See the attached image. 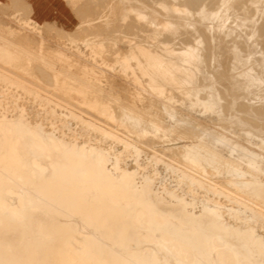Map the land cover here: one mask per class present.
Returning <instances> with one entry per match:
<instances>
[{"label":"rangeland","instance_id":"rangeland-1","mask_svg":"<svg viewBox=\"0 0 264 264\" xmlns=\"http://www.w3.org/2000/svg\"><path fill=\"white\" fill-rule=\"evenodd\" d=\"M146 1L68 0L79 22L78 27L71 32L38 25L23 3L19 1L12 4L0 3V20L2 21H0V30L3 31L0 32V53L13 57L17 61L13 60L11 64L0 57V97H2L0 98V117L7 112L10 115L15 113L13 109L11 110L14 106L16 109H26L25 118L30 124L38 121L37 114H39L44 122H52L60 132L66 130L67 141L76 140L79 143L97 145L106 152L108 154L106 166L109 170L108 173L99 160H89L84 156L76 155L71 152L67 144L60 148L56 147L53 145V140L39 136L35 131L17 125L15 122L0 128V162L2 164L0 176L8 172L4 164L23 163L25 166L20 167L18 172L24 177L27 176L25 178L30 189L38 192L36 194L41 197V201L37 202L32 191H21L18 186L14 187L15 192H18L12 195L6 193L3 187L0 189V200L12 205L19 215L24 216L21 219L16 218L8 211H2L0 205V264H38L39 262L43 264H130L132 259L138 264H158L160 261L163 264H218L217 248L213 241L215 239H219L225 246L232 249L234 264H264V209H261L264 208V129H262L264 115L261 118L260 113H257L260 111L264 114V58H261L264 57V0H254V2L253 0H224L223 2L221 0H179L180 2L160 0L161 3L155 2L158 0H151L159 6L152 5L149 0ZM163 1L166 5H177V11L175 6H168L165 10L166 5L162 3ZM134 2L137 3L136 6L131 4ZM140 2L145 3L143 5ZM170 2L172 4H169ZM199 7L202 8L198 9ZM212 7L215 11H212ZM187 8L191 9L190 12L186 11ZM202 9L204 11H201ZM220 9L222 12H219ZM242 10L245 12L242 13ZM196 11L200 15L195 13ZM150 13L153 15L151 16ZM202 13L207 15L206 18L202 16ZM171 14H174V17L178 16L179 22L173 15L171 17ZM194 17L200 20L197 21L198 19ZM158 19L166 20L159 22ZM181 20L185 21V25ZM193 21L197 22L196 26ZM165 23L170 26L167 24L163 26ZM174 24H176L175 27ZM208 26L210 27L207 28ZM194 27L197 28L194 29ZM200 29L203 31L201 32ZM8 30L13 32L10 33ZM191 30H194L197 35L190 33ZM204 31L209 35H206ZM15 33L21 35L15 36ZM166 34L168 35L165 36ZM187 34H191L189 36L192 39L194 36L197 38L193 39L195 41L190 40ZM198 34L203 40L199 39ZM169 35L176 37L172 36L174 39H171ZM10 37L12 40L9 39ZM183 38L185 42H182ZM198 39L199 42H197ZM205 40L209 41L205 42ZM169 44H175V46H168ZM179 44L185 48L187 46L189 50ZM208 44L213 45L209 47ZM176 46L183 47L184 50L181 48L179 50ZM242 47L245 50L243 53ZM134 51L136 56L133 54ZM226 52L234 56L228 57ZM192 53H197V61L190 64L185 59ZM43 56L48 57H44L43 60ZM50 58L54 59V62ZM69 61L71 66L67 65ZM210 61L215 62L209 64ZM248 65L250 66L247 67ZM189 66H192L194 71H188ZM143 67L148 69L145 70ZM227 68L232 71L228 72ZM173 71H175L174 74ZM10 75L14 78L11 79ZM249 78L257 80L258 85H250ZM24 80L26 87L23 85ZM33 88H37L35 92ZM174 88L175 91H173ZM233 89L237 92L234 93ZM158 92H161L159 96L156 95ZM224 95L228 98H224ZM235 96L242 100L237 101ZM151 105L160 109L155 110L153 109L155 107ZM88 106H97L100 109V115L107 123L101 120L94 122L91 112L82 111ZM8 107L11 108L8 109ZM245 107L249 110L247 111ZM106 110L109 115L105 113ZM45 128L46 131H51L47 126ZM107 128V131L114 133L105 134L104 130ZM56 137L62 138L60 133H56ZM125 142L139 148L138 156L131 146L125 145ZM116 157L119 158L122 169L134 170L135 174L128 177L127 174L117 173V178L110 175L116 172L114 168ZM50 162L54 163V166L49 165ZM187 162L194 165L196 169H189L186 166ZM222 164L223 166L220 167ZM192 174L199 180H203L205 185L192 184L187 178ZM210 174L213 175L212 178ZM129 181L133 182L131 188L127 185ZM209 181L212 186L208 184ZM113 186L120 188L122 193L115 194L112 190ZM220 187L221 190H219ZM125 199H128V203ZM138 207L146 209L149 213L148 228L141 227L132 221L131 214ZM209 207L215 208L216 212ZM25 210L28 213H25ZM169 212L176 217L172 219L167 217ZM218 214H222L231 226L221 222ZM156 215L161 218V222ZM176 220H180L182 224ZM79 223L84 224V232L80 231ZM146 232L154 234L166 232L178 238L189 246L196 261H188L186 254L181 250H176L174 253L166 252L162 242L144 240L141 233ZM166 244L170 242L167 241ZM75 255L77 260L73 261L72 257Z\"/></svg>","mask_w":264,"mask_h":264},{"label":"bare ground","instance_id":"bare-ground-1","mask_svg":"<svg viewBox=\"0 0 264 264\" xmlns=\"http://www.w3.org/2000/svg\"><path fill=\"white\" fill-rule=\"evenodd\" d=\"M146 1V0H145ZM162 1V0H161ZM164 1H168V0H164ZM162 2V3H166V2ZM171 2H172V0H170ZM179 1V0H178ZM184 1V0H183ZM222 2L224 1V0H221ZM250 1V0H249ZM256 1V0H255ZM95 2V1H94ZM147 2V1H146ZM149 2H152L151 0H149ZM155 2H157V3H159L160 2V0H158V1H155ZM169 3V4H172V3ZM180 2V1H179ZM178 2V3H179ZM199 2V1H198ZM218 2V1H217ZM236 2V1H235ZM234 2V3H235ZM253 2H254V0H253ZM124 3V2H123ZM141 4H143L144 5V3L145 2H140ZM161 3V2H160ZM183 4H186L185 2H182ZM182 3H180V4H182ZM200 3V2H199ZM221 3V2H220ZM220 3H218V5H220ZM248 3H250V2H248ZM105 4V3H104ZM131 4H135L134 6H136V4L137 3H131ZM130 4V5H131ZM140 4V5H141ZM154 4H156V3H153L152 2V5H154ZM168 4V3H167ZM173 4H174V2H173ZM182 4V5H183ZM188 4V3H187ZM100 5V4H99ZM122 5V4H121ZM148 6H149V4H147ZM151 4H150V6L151 7H154V6H152ZM157 6H159L158 4H156ZM166 5V4H165ZM189 5V4H188ZM188 5H186V6H188ZM190 5H191V2H190ZM189 5V6H190ZM222 5H223V3H222ZM221 5V6H222ZM234 6H235V4H233ZM237 5V4H236ZM246 5H247V3H246ZM251 5V4H250ZM252 5H254V4H252ZM78 6V5H77ZM93 6V5H92ZM139 6V5H138ZM167 6V7H166ZM165 6V10H166V8H168V6H172V5H166ZM175 6V7H174ZM176 6L177 5H173L172 7H174L175 8V10H176ZM179 6V5H178ZM184 6V5H183ZM188 6V7H189ZM194 6V5H193ZM193 6H191V7H193ZM201 6H203V4L201 5ZM233 6V7H234ZM239 6V5H238ZM244 6V5H243ZM17 7V6H16ZM88 7V6H87ZM91 7V6H90ZM89 7V8H90ZM104 7V6H103ZM129 7V6H128ZM146 7V6H145ZM162 7V6H161ZM190 7V8H191ZM249 7V6H248ZM14 8V7H13ZM84 8H85V6H84ZM162 8H164V7H162ZM162 8H160V9H162ZM177 8H179V7H177ZM181 8H183L182 6H181ZM180 8V9H181ZM184 8H186V7H184ZM195 8V6L193 7V9ZM200 8H202V7H199L198 9H200ZM210 8V7H209ZM214 8H215V6H214ZM227 8V7H226ZM226 8L224 9V11L226 10ZM250 8V7H249ZM260 8V7H259ZM81 9V8H80ZM154 9H155V7H154ZM157 9V8H156ZM172 9V8H171ZM180 9H178V10H180ZM235 9H237V7L235 8ZM251 9V8H250ZM76 10V9H75ZM92 10V9H91ZM148 10V11H147ZM146 11L147 12H149V9H147ZM165 10H163L165 13H167ZM168 10V9H167ZM182 10V9H181ZM189 10V11H188ZM190 10L191 9H186V11H188V12H190ZM206 10V9H205ZM211 10V9H210ZM222 10H223V8H222ZM230 10V9H229ZM240 10H241V8H240ZM260 10V9H259ZM78 11V10H77ZM86 11H88V9L86 10ZM162 11V12H163ZM177 11V10H176ZM185 11V10H184ZM195 11V10H194ZM200 11V10H199ZM201 11H204L203 9L201 10ZM212 11H215L214 9H213V7H212ZM211 11V12H212ZM218 11V10H217ZM221 11V9L219 10V12ZM232 11V10H231ZM243 11V10H242ZM255 11V10H254ZM253 11V12H254ZM92 12V11H91ZM153 12H155V11H153ZM161 12V13H162ZM163 12V13H164ZM182 12H183V10H182ZM206 12V11H205ZM209 12V11H208ZM208 12H207V14H208ZM222 12V11H221ZM237 12V11H236ZM245 12V10L242 12V13H244ZM247 12V11H246ZM253 12H252V14H253ZM81 13H83L84 14V12H81ZM162 13V14H163ZM171 13H173V12H171ZM195 13H197V14H199L200 15V13H198L197 11L195 12ZM168 14V13H167ZM174 14H176V13H174ZM174 14H171V17H172V15H173V17H174ZM189 14H191V13H189ZM196 14V15H197ZM203 14H205V13H202V16H207V15H203ZM220 14V13H219ZM239 14V13H238ZM248 14H250V13H248ZM106 15V14H105ZM128 15V14H127ZM145 15H147V13L145 14ZM150 15L152 16L153 15V13H150ZM165 15V14H164ZM199 15H197V16H199ZM242 15V14H241ZM245 15V14H244ZM254 15V14H253ZM104 16V15H103ZM129 16V15H128ZM148 16H149V14H148ZM160 16V15H159ZM159 16L157 17V18H159ZM194 16V15H193ZM212 16H214V15H212ZM220 16V15H219ZM251 16V15H250ZM263 16H264V14H263ZM142 17V16H141ZM161 18H163L164 19V17H162V16H160ZM176 17V16H175ZM174 17V18H175ZM178 17V16H177ZM177 17H176V19H177ZM201 17V16H200ZM235 17V16H234ZM236 17H238V16H236ZM248 17V16H247ZM152 18V17H151ZM194 18H197L198 19V17H194ZM206 18V17H205ZM204 18V19H205ZM208 18H209V16H208ZM211 18V17H210ZM213 18V17H212ZM225 18V17H224ZM239 18V17H238ZM237 18V19H238ZM244 18H245V16H244ZM250 18V17H249ZM259 18V17H258ZM84 19V18H83ZM96 19V18H95ZM153 19V18H152ZM155 19H156V17H155ZM162 19V20H163ZM166 19H169V18H167L166 17ZM165 19V20H166ZM175 19V20H176ZM181 19V18H180ZM204 19H202V20H204ZM217 19V18H216ZM220 19V18H219ZM246 20H247V18H245ZM261 19V18H260ZM161 19H158V21L159 22H161L162 21ZM164 20V21H165ZM172 19H170V21H171ZM174 20V21H175ZM183 20V19H182ZM182 20H181V22H182ZM200 19H198L197 21H199ZM215 20V19H214ZM235 20V19H234ZM1 21V20H0ZM164 21H162V22H164ZM168 22V23H170V25H171V22ZM177 22H179V20L177 19L176 20ZM222 21V20H221ZM248 21V20H247ZM250 21V20H249ZM2 22V21H1ZM101 22V21H100ZM167 22V21H166ZM172 22H173V20H172ZM185 21H183L182 23H184ZM190 22V21H189ZM194 22V21H193ZM192 22V23H193ZM203 22V21H202ZM204 22H206V21H204ZM258 22V21H257ZM261 22V21H260ZM259 22V23H260ZM36 23V22H35ZM97 23V22H96ZM99 23V22H98ZM168 23H165V25H163V26H166V24H167V26L169 25ZM173 23H175V22H173ZM172 23V24H173ZM182 23H180L181 24V26H183L184 27V25H185V23H184V25L182 24ZM197 23V22H196ZM196 23L194 22V24H195V26H196ZM212 23V22H211ZM224 23V22H223ZM241 23V22H240ZM133 24V23H132ZM131 24V25H132ZM137 24V23H136ZM143 24V23H142ZM179 24V23H178ZM177 24V25H178ZM229 24V23H228ZM94 25V24H93ZM112 25V24H111ZM141 25V24H140ZM169 25V26H170ZM175 25L176 24H174L173 26L175 27ZM189 25H190V23H189ZM214 25V24H213ZM126 26H128V25H126ZM135 26V25H134ZM138 26V25H137ZM136 26V27H137ZM145 26V25H144ZM158 26V25H157ZM163 26H162V28H163ZM172 26V27H173ZM186 26H187V21H186ZM192 26V25H191ZM191 26H189V27H191ZM194 26V25H193ZM198 26V25H197ZM202 26V25H201ZM218 26V25H217ZM227 26V25H226ZM244 26V25H243ZM133 27V26H132ZM205 27V29H206V26H204ZM210 26H208L207 28H209ZM86 28V27H85ZM103 28V27H102ZM134 28V27H133ZM148 28V27H147ZM169 28H171V27H169ZM168 28V29H169ZM185 28V27H184ZM183 28V29H184ZM195 28H197V27H194V29ZM199 28H201V29H203V27H199ZM243 28V27H242ZM55 29V28H54ZM88 29V28H87ZM98 29V28H97ZM104 29V28H103ZM112 29V28H111ZM110 29V30H111ZM149 29V28H148ZM174 29V28H173ZM193 29V28H192ZM200 29V30H201ZM219 29H220V27H219ZM4 30V29H3ZM53 30V29H52ZM102 30V29H101ZM106 30V29H105ZM109 30V31H110ZM113 30V29H112ZM144 30V29H143ZM145 30H146V28H145ZM150 30V29H149ZM190 30V29H189ZM210 30V29H209ZM208 30V31H209ZM5 31H7V29L5 30ZM4 31V32H5ZM9 31V30H8ZM12 31V30H11ZM11 31H9L10 33H11ZM116 31V30H115ZM147 31V30H146ZM171 31V30H170ZM169 31V32H170ZM184 32L183 33H185V30H183ZM203 30H201V32H202ZM235 31V30H234ZM0 32H3V31H1L0 30ZM13 32V31H12ZM87 32V31H86ZM100 32V31H99ZM113 32V31H112ZM132 32V31H131ZM144 32V31H143ZM169 32H167V33H169ZM175 32V31H174ZM191 32H195L194 30H191L190 31V33ZM196 32H198V31H196ZM206 32H207V29H206ZM206 32L204 31V33L206 34ZM211 32V31H210ZM231 32H233V31H231ZM95 33V32H94ZM110 33V32H109ZM139 33H140V31H139ZM181 33H182V31H181ZM193 33H192V35H193ZM224 33V32H223ZM16 34L17 33H15V36H16ZM19 34V33H18ZM17 34V35H18ZM83 34V33H82ZM108 34V33H107ZM138 34V33H137ZM172 34V33H171ZM195 35H197L196 33H194ZM203 34V33H202ZM208 35H209V33H207ZM206 34V35H207ZM244 34V33H243ZM5 35V34H4ZM19 35H21V34H19ZM69 35V34H68ZM71 35V34H70ZM118 35V34H117ZM131 35V34H130ZM133 35V34H132ZM168 34H166L165 36H167ZM176 35V34H175ZM174 35V36H175ZM184 35H186V34H184ZM188 36H187V38L189 37H191V36H189V35H191V34H187ZM199 35V34H198ZM219 35V34H218ZM222 35V34H221ZM227 35H229L228 33H227ZM234 35H236V34H234ZM241 35V34H240ZM6 36V35H5ZM8 36V35H7ZM6 36V37H7ZM14 36V37H15ZM164 36V37H165ZM169 36H171V35H169ZM173 36V35H172ZM171 36V37H172ZM173 36V37H174ZM177 36H179L178 34H177ZM181 36V35H180ZM179 36V37H180ZM202 36V35H201ZM211 37H213L212 35H210ZM224 36V35H223ZM222 36V37H223ZM53 37V36H52ZM141 37H145V36H141ZM152 37V36H151ZM162 37H163V33H162ZM161 37V38H162ZM170 37V38H171ZM171 38V39H174V38ZM184 37V36H183ZM193 37V36H192ZM199 37H200V35H199ZM240 37V36H239ZM17 38V37H16ZM92 38V37H91ZM129 38V37H128ZM150 38V37H149ZM156 38V37H155ZM158 38V37H157ZM159 38H160V36H159ZM182 38V37H181ZM195 38H197V37H193V39H195ZM206 38V37H205ZM204 38V39H205ZM214 38V37H213ZM216 38V37H215ZM219 37L217 36V39H218ZM228 38V37H227ZM9 39H11V37L9 38ZM18 39V38H17ZM121 39H123V38H121ZM138 39V38H137ZM177 39V38H176ZM178 39H180V38H178ZM184 39V38H183ZM182 39V40H183ZM192 38H190V40H193ZM199 39H201V40H203L201 37L199 38ZM199 39H198V41L197 42H199ZM208 39H209V36H208ZM221 39V38H220ZM229 39H230V37H229ZM7 40H8V38H7ZM12 40V39H11ZM24 40V39H23ZM124 40H125V38H124ZM144 40V39H143ZM161 40V39H160ZM181 40V39H180ZM179 40V41H180ZM210 40H214V39H210ZM223 40V39H222ZM231 40V39H230ZM136 42H138L137 40H135ZM163 42H164V38H163V40H162ZM187 41V40H186ZM193 41H195V40H193ZM207 40H205V42H206ZM209 41V40H208ZM207 41V42H208ZM225 41H226V39H225ZM232 41V40H231ZM116 42V41H115ZM128 42V41H127ZM161 42V41H160ZM172 42V41H171ZM170 42V43H171ZM178 42V41H177ZM182 42H185V39H184V41H182ZM203 42V41H202ZM17 43V42H16ZM26 43V42H25ZM113 43V42H112ZM166 44H168L167 42H165ZM179 43V42H178ZM180 43H181V41H180ZM210 43H211V41H210ZM1 44V43H0ZM108 44V43H107ZM183 44V43H182ZM180 45L179 44V46H183V45ZM189 44V43H188ZM187 44V45H188ZM214 44V43H213ZM213 44H208V46L210 47V46H212ZM257 44V43H256ZM44 45V44H43ZM138 45H139V43H138ZM165 45V44H164ZM163 45V46H164ZM185 45H186V43H185ZM218 45H220V43L218 44ZM24 46H26L25 44H24ZM35 46H37V45H35ZM40 46V45H39ZM109 46V45H108ZM133 46H134V44H133ZM147 46V45H146ZM162 46V45H161ZM167 46V45H166ZM165 46V47H166ZM168 46H175V44L173 45H168ZM191 46V45H190ZM205 46H206V44H205ZM234 46V45H233ZM58 47V46H57ZM100 47V46H99ZM136 47V46H135ZM144 47V46H143ZM157 47V46H156ZM177 47V46H176ZM184 48H185V46H183ZM183 47L181 48V47H179V48H181V49H183ZM192 47V46H191ZM199 47V46H198ZM220 47V46H219ZM224 47V46H223ZM236 47H238V46H236ZM35 48H37V47H35ZM35 48H34V50H35ZM49 48V47H48ZM93 48V47H92ZM110 48H111V46H110ZM148 48V47H147ZM162 48V47H161ZM178 48V47H177ZM178 48V49H179ZM203 48H205V47H203ZM232 48V47H231ZM235 48V47H234ZM240 48V47H239ZM243 48V47H242ZM30 49V48H29ZM32 49H33V47H32ZM31 49V50H32ZM38 49V48H37ZM96 49V48H95ZM99 49H101V48H99ZM132 49V48H131ZM139 49H140V47H139ZM143 49H145V47L143 48ZM173 49V48H172ZM174 49H175V47H174ZM185 49H187V50H189L188 48H187V46H186V48ZM198 49V48H197ZM238 49V48H237ZM236 49V50H237ZM1 50V49H0ZM42 50V49H41ZM53 50V49H52ZM55 50V49H54ZM63 50V49H62ZM141 50V49H140ZM180 50V49H179ZM184 50V49H183ZM186 50V51H187ZM192 50H194L193 49V47H192ZM205 50H206V48H205ZM215 50V49H214ZM226 50V49H225ZM230 50V49H229ZM234 50V49H233ZM243 50H244V48L243 49H241V51H242V53H243ZM36 51V50H35ZM43 51V50H42ZM41 51V52H42ZM56 51H58V50H56ZM64 51V50H63ZM102 51V50H101ZM142 51H144V50H142ZM154 51V50H153ZM152 51V52H153ZM175 51V50H174ZM208 51V50H207ZM213 51V50H212ZM232 51V50H231ZM239 51V50H238ZM238 51H236V52H238ZM241 51H240V53H241ZM245 51V50H244ZM32 52V51H31ZM40 52V53H41ZM97 52V51H96ZM136 52H138V51H136ZM146 52V51H145ZM148 52H149V50H148ZM151 52V51H150ZM189 52H191V51H189ZM214 52H216V51H214ZM8 53V52H7ZM43 53H45V52H43ZM42 53V54H43ZM54 53V52H53ZM53 53H51V54H53ZM58 53V52H57ZM135 53V51L133 52V54ZM142 55H143V53L142 52H140ZM139 53V54H140ZM200 53V52H199ZM213 53V52H212ZM211 53V54H212ZM227 53V55H228V52H226ZM241 53V54H242ZM9 54V53H8ZM59 54V53H58ZM57 54V55H58ZM131 54H132V52H131ZM137 54V53H136ZM147 54V53H146ZM233 54V53H232ZM238 54V53H237ZM236 54V55H237ZM245 54V53H244ZM264 54V53H263ZM16 55V54H15ZM61 55H62V53H61ZM64 55V54H63ZM66 55V54H65ZM64 55V56H65ZM130 55V54H129ZM135 55V54H134ZM144 55H145V53H144ZM150 55H152V54H150ZM216 55V54H215ZM229 55H230V53H229ZM229 55H228V57H229ZM235 55V56H236ZM20 56V55H19ZM18 56V57H19ZM49 56H51V55H49ZM63 56V57H64ZM136 56V55H135ZM139 56V55H138ZM141 56V55H140ZM139 56V57H140ZM146 56V55H145ZM147 56H149V55H147ZM203 56V55H202ZM224 56V55H223ZM230 56H234V55H230ZM246 56V55H245ZM264 56V55H263ZM0 57H1V59L2 60H6V61H9L10 63L14 60V61H16V59L15 58H13V57H10V56H6V55H3V54H1L0 53ZM18 57H17V59H18ZM44 57H48V56H43V60H44ZM56 57H58V56H56ZM61 57V56H60ZM108 57V56H107ZM241 57V56H240ZM52 58V57H51ZM50 58V59H51ZM67 58H69V57H67ZM149 58V57H148ZM151 58V57H150ZM204 58H205V56H204ZM212 58V57H211ZM214 58V57H213ZM215 58H216V56H215ZM242 58V57H241ZM246 58V57H245ZM248 58V57H247ZM262 59L264 58V57H261ZM29 59V58H28ZM36 59V58H35ZM63 59V58H62ZM62 59H61V61H62ZM208 59V58H207ZM206 59V60H207ZM209 59H210V57H209ZM46 60V59H45ZM51 60H53V62H54V59H51ZM58 60H59V58H58ZM65 60H67V59H65ZM134 60V59H133ZM155 60V59H154ZM204 60V59H203ZM211 60V59H210ZM213 60H215V59H213ZM245 60V59H244ZM248 60V59H247ZM264 60V59H263ZM20 62H21V60H19ZM60 61V60H59ZM64 61V60H63ZM156 61V60H155ZM166 61H168V60H166ZM185 61L187 62V63H190V64H193V63H195L196 61H197V53H192V54H189V56L185 59ZM208 61V60H207ZM246 61V60H245ZM245 61H243V62H245ZM258 61V60H257ZM260 61V60H259ZM17 62V61H16ZM57 62V61H56ZM64 62H66V61H64ZM64 62H63V64H64ZM76 62V61H75ZM147 62V61H146ZM212 62H215V61H210L209 62V64H211ZM217 62V61H216ZM25 63V62H24ZM31 63V62H30ZM50 63V62H49ZM58 63H60V62H58ZM205 63V62H204ZM208 63V62H207ZM224 63V62H223ZM229 63H233V62H230L229 61ZM250 63V62H249ZM12 64V63H11ZM21 64V63H20ZM65 64H67V63H65ZM138 64H140V63H138ZM149 64V63H148ZM234 64V63H233ZM240 64V63H239ZM245 64V63H244ZM244 64H242V65H244ZM260 64V63H259ZM1 65V64H0ZM14 65H16V64H14ZM32 65V64H31ZM55 65V64H54ZM67 65H69V66H71L70 65V61H69V64H67ZM169 65V64H168ZM196 65V64H195ZM207 65V64H206ZM222 65V64H221ZM237 65V64H236ZM260 65H262V64H260ZM263 65H264V62H263ZM20 66V65H19ZM25 66V65H24ZM40 66V65H39ZM60 66V65H59ZM62 66V65H61ZM87 66V65H86ZM145 66V65H144ZM150 66V65H149ZM157 66H159V65H157ZM163 66H165V65H163ZM163 66H162V68H163ZM208 66H211V65H208ZM228 66V65H227ZM231 66V65H230ZM245 66V65H244ZM250 65H248L247 67H249ZM26 67V66H25ZM25 67H24V69H25ZM29 67H30V65H29ZM41 68H42V66H40ZM64 67V66H63ZM62 67V68H63ZM77 67V66H76ZM94 67V66H93ZM167 67V66H166ZM212 67V66H211ZM222 67V66H221ZM234 67V66H233ZM246 67V68H247ZM5 68V67H4ZM28 68V67H27ZM39 68V67H38ZM46 68V67H45ZM50 68V67H49ZM48 68V69H49ZM62 68H59L60 70L62 69ZM72 68H74V67H72ZM138 69L140 68V67H137ZM144 69H145V67H143ZM173 68H175V66L173 67ZM172 68V69H173ZM182 68V67H181ZM180 68V69H181ZM207 68V67H206ZM213 68V67H212ZM229 68V67H228ZM228 68H227V70H228ZM3 69V68H2ZM31 69V68H30ZM29 69V70H30ZM33 69V68H32ZM79 69V68H78ZM86 69V68H85ZM137 69V70H138ZM147 69H148V67H147ZM147 69H145V70H147ZM159 69V68H158ZM166 69V68H165ZM164 69V70H165ZM197 69V68H196ZM214 69V68H213ZM226 69V68H225ZM50 70H51V68H50ZM53 70V69H52ZM65 70H67V69H65ZM77 70V69H76ZM84 70V69H83ZM141 70V69H140ZM179 70V69H178ZM181 70H183V69H181ZM187 70L188 71H190V72H192V71H194V68L192 67V66H189V68H187ZM210 70V69H209ZM222 70V69H221ZM226 70V71H227ZM230 70V69H229ZM229 70H228V72H229ZM253 70V69H252ZM6 71H7V68H6ZM32 71V70H31ZM144 71V70H143ZM165 71H167V70H165ZM164 71V72H165ZM172 71V70H171ZM170 71V72H171ZM232 70H230V72H231ZM4 72V71H3ZM12 72H14V71H12ZM76 72V71H75ZM79 72H80V70H79ZM147 72V71H146ZM5 73V72H4ZM10 73H11V70H10ZM9 73V74H10ZM15 74H16V72H14ZM150 73H151V71H150ZM172 73V72H171ZM175 73V71H173V74ZM178 73V72H177ZM235 73V72H234ZM8 74V75H9ZM36 74V73H35ZM68 74V73H67ZM146 74V73H145ZM162 74V73H161ZM164 74V73H163ZM173 74H171V76L173 75ZM213 74H214V72H213ZM233 74V73H232ZM2 75V74H1ZM6 75V74H5ZM70 75V74H69ZM78 75V74H77ZM86 75H88V74H86ZM90 75V74H89ZM93 75V74H92ZM141 75H143V74H141ZM167 75V74H166ZM178 75V74H177ZM188 75V74H187ZM211 75H212V70H211ZM71 76V75H70ZM94 76V75H93ZM153 76H155V75H153ZM169 76V75H168ZM167 76V77H168ZM182 76H184V74L182 75ZM189 76V75H188ZM200 76V75H199ZM213 76V75H212ZM253 76V75H252ZM261 76V75H260ZM259 76V77H260ZM10 77H11V75H10ZM9 77V78H10ZM13 78H14V76H12ZM12 77H11V79H12ZM19 77H20V74H19ZM22 77V76H21ZM51 77H52V74H51ZM72 77H73V75H72ZM77 77V76H76ZM81 77V76H80ZM83 77V76H82ZM176 77V76H175ZM237 77V76H236ZM255 77H257L256 75H255ZM17 78V77H16ZM78 78V77H77ZM120 78V77H119ZM157 78V77H156ZM162 78H163V76H162ZM169 78V77H168ZM258 78V77H257ZM23 79V78H22ZM55 79V78H54ZM72 79H74V78H72ZM82 79V78H81ZM136 79V78H135ZM143 79V78H142ZM165 79V78H164ZM183 79H184V77H183ZM198 79H199V77H198ZM225 79H227V78H225ZM228 79H229V77H228ZM235 79V78H234ZM15 80V79H14ZM17 80V79H16ZM20 80V79H19ZM134 80V79H133ZM180 80H181V78H180ZM190 80H191V78H190ZM223 80V79H222ZM86 81V80H85ZM137 81V80H136ZM168 81V80H167ZM179 81V80H178ZM182 81V80H181ZM180 81V82H181ZM189 81V80H188ZM199 81H201L200 79H199ZM220 81V80H219ZM229 81H231V80H229ZM17 82V81H16ZM25 80L23 81V83H22V81H21V83L23 84V85H25V87L27 86V84H25ZM43 82H44V80H43ZM90 82V81H89ZM160 82V81H159ZM177 82V81H176ZM215 82H217V80L215 81ZM226 82V81H225ZM244 82V81H243ZM257 80H255V79H253V78H249L248 79V83L250 84V85H256L257 83ZM29 83V82H28ZM70 83V82H69ZM148 83V82H147ZM152 83V82H151ZM167 83H169V81L167 82ZM172 83H174V82H172ZM191 83H192V81H191ZM220 83V82H219ZM15 84H17V83H15ZM20 84V83H19ZM127 84V83H126ZM138 84V83H137ZM149 84V83H148ZM154 84V83H153ZM157 84V83H156ZM181 84H182V82H181ZM223 84V83H222ZM231 84V83H230ZM261 84V83H260ZM33 85V84H32ZM87 85H89V84H87ZM91 85H92V83H91ZM144 85V84H143ZM142 85V86H143ZM158 85V84H157ZM168 85V84H167ZM246 85V84H245ZM244 85V86H245ZM258 85V84H257ZM29 86H30V84H29ZM135 86V85H134ZM141 86V85H140ZM172 86V85H171ZM180 86V85H179ZM185 86H187V85H185ZM20 87H22V86H20ZM31 87V86H30ZM34 87V86H33ZM35 87H37V86H35ZM89 87H90V85H89ZM144 87V86H143ZM148 87V86H147ZM153 87H154V85H153ZM165 87H166V85H165ZM165 87H164V89H165ZM182 87V86H181ZM217 87H219V86H217ZM226 87L228 88V86L226 85ZM92 88V87H91ZM145 88V87H144ZM149 88V87H148ZM156 88V87H155ZM168 88H169V86H168ZM167 88V89H168ZM170 88H172V87H170ZM179 88V87H178ZM220 88V87H219ZM219 88H217V89H219ZM230 88H231V85H230ZM259 88V87H258ZM27 89V88H26ZM35 89H37V88H33V91L35 92ZM38 89H41V88H38ZM83 89V88H82ZM162 89V88H161ZM183 89V88H182ZM238 89V88H237ZM262 89V88H261ZM261 89H260V91H261ZM23 91H25V89H23ZM75 91H76V89H75ZM89 91H90V89H89ZM92 91H93V89H92ZM98 91H99V89H98ZM136 91H137V89H136ZM155 91H156V89H155ZM157 91H159V89H157ZM168 91H169V89H168ZM173 91H175V88L173 89ZM185 91H186V89H185ZM235 91H236V89H235ZM242 91H243V89H242ZM251 91H252V89H251ZM31 92V91H30ZM37 92V91H36ZM68 92V91H67ZM74 92V91H73ZM131 92V91H130ZM183 92V91H182ZM181 92V93H182ZM225 92V91H224ZM228 92H230V89H228ZM232 92V91H231ZM233 92H234V89H233ZM233 92H232V94H233ZM237 92V91H236ZM236 92H234V93H236ZM240 92V91H239ZM258 92V91H257ZM26 93V92H25ZM43 93V92H42ZM54 93V92H53ZM79 93V92H78ZM128 93V92H127ZM159 93H161V92H158L156 95H158ZM185 93V92H184ZM220 93V92H219ZM222 93V92H221ZM226 93V92H225ZM255 93V92H254ZM14 94V93H13ZM38 94V93H37ZM40 94V93H39ZM133 94V93H132ZM170 94V93H169ZM231 94V93H230ZM231 94V95H232ZM240 94H242V93H240ZM244 94H245V92H244ZM253 94V93H252ZM257 94V93H256ZM262 94V93H261ZM80 95V94H79ZM134 95V94H133ZM175 95V94H174ZM236 95V94H235ZM12 97H13V95H11ZM15 96H16V94H15ZM38 96H40V95H38ZM99 96V95H98ZM137 96V95H136ZM151 96V95H150ZM159 96V95H158ZM168 96V95H167ZM171 96V95H170ZM169 96V97H170ZM180 96V95H179ZM225 96V95H224ZM232 96H234V95H232ZM231 96V97H232ZM237 96V95H236ZM235 96V97H236ZM239 96V95H238ZM27 97V96H26ZM43 97V96H42ZM42 97H41V99H42ZM162 97V96H161ZM249 97V96H248ZM0 98H2V97H0ZM14 98V97H13ZM20 98V97H19ZM44 98H46V97H44ZM53 98V97H52ZM60 98V97H59ZM86 98H88V97H86ZM135 98V97H134ZM133 98V99H134ZM199 98V97H198ZM224 98H228V97H224ZM237 98V97H236ZM235 98V99H236ZM244 98V97H243ZM251 98V97H250ZM258 98V97H257ZM70 99V98H69ZM81 99V98H80ZM147 99V98H146ZM170 99V98H169ZM201 99V98H200ZM241 99V98H240ZM240 99H238L237 98V101L238 100H240ZM5 100H7L6 98H5ZM31 100V99H30ZM46 100V99H45ZM49 100H51V98H49ZM61 100V99H60ZM67 100H68V98H67ZM66 100V101H67ZM87 100V99H86ZM228 100V99H227ZM234 100V99H233ZM242 100V99H241ZM240 100V101H241ZM65 101V102H66ZM70 101V100H69ZM79 101V100H78ZM97 101V100H96ZM118 101V100H117ZM144 101V100H143ZM236 101V100H235ZM4 102V101H3ZM11 102V101H10ZM53 102V101H52ZM55 102H56V100H55ZM57 102H58V100H57ZM136 102H137V99H136ZM135 102V103H136ZM142 102V101H141ZM163 102V101H162ZM248 102V101H247ZM30 103V102H29ZM43 103V102H42ZM230 103H232L231 101H230ZM260 103V102H259ZM148 104V103H147ZM262 104V103H261ZM58 105H59V103H58ZM141 105V104H140ZM148 105H150V104H148ZM227 105V104H226ZM238 105V104H237ZM249 105V104H248ZM62 106H63V104H62ZM151 106H154V105H151ZM33 107V106H32ZM32 107H31V109H32ZM35 107V106H34ZM72 107V106H71ZM112 107V106H111ZM147 107V106H146ZM155 108H153V109H155L156 110V108H158V107H156V106H154ZM231 107V106H230ZM230 107H229V109H230ZM250 107V106H249ZM11 107H8V109H10ZM65 108V107H64ZM145 108V107H144ZM148 108V107H147ZM147 108H145V109H147ZM225 108V107H224ZM246 108V107H245ZM252 108V107H251ZM14 110V112L15 113H11V115L10 114H8V112H7V114L5 115H2L1 117H0V128H3V127H5L7 124H9L10 122H15V124H19V125H22V126H24L25 128H27V129H29V130H31V131H35L36 133H37V135H39V136H43V137H45L46 139H50V140H53V145L54 146H56V147H62L63 145H65V144H67V145H69L70 146V149H71V152L72 153H74V154H76V155H81V156H84V157H86L87 159H89V160H95V159H97V160H99L101 163H102V167L106 170V171H108V173H109V170H108V168H107V162H108V154L106 153V152H104L102 149H100L99 147H97V145H91V144H85V143H79L78 141H76V140H74V142H72V141H67V139H66V137H67V134H68V132L65 130V131H59L58 130V128L52 123V122H44V120H42L41 119V116L39 115V114H37V119H38V121L35 123V124H30V122H27V119L25 118V116H26V114H25V111H26V109L25 108H15V106H14V108L12 107L11 108V110ZM30 109V108H29ZM37 109V108H36ZM70 109V108H69ZM130 109H132V108H130ZM129 109V110H130ZM134 109H136V108H134ZM151 109V108H150ZM158 109H160V108H158ZM158 109H157V112H158ZM247 109V108H246ZM40 110V109H39ZM84 110H86V111H89V112H91L92 114H91V117L93 118V120H94V122H96L97 123V120H101V122H104L105 120L103 119L104 117H102L101 115H100V109L97 107V106H88V107H84L83 109H82V111H84ZM249 109H247V111H248ZM253 110V109H252ZM252 110H251V113H252ZM259 110V109H258ZM263 110V109H262ZM9 111V110H8ZM37 111V110H36ZM86 111H84V112H86ZM128 111V110H127ZM133 111V110H132ZM152 111V110H151ZM240 111V110H239ZM243 111V110H242ZM242 111H241V113H242ZM246 111V110H245ZM245 111L243 112L244 114H245ZM255 111V110H254ZM254 111H253V114H254ZM257 111V110H256ZM17 112V113H16ZM28 112H30V111H28ZM73 112V111H72ZM160 112V111H159ZM228 112V111H227ZM260 113V115H261V118H262V115H264V114H262L260 111H257V113ZM75 113H77V112H75ZM79 113V112H78ZM105 113L107 114V115H109V112L106 110L105 111ZM149 113H151L150 111H149ZM232 113V112H231ZM250 113V114H251ZM256 113V112H255ZM256 113V114H257ZM87 114H89L88 112H87ZM152 114V113H151ZM28 115V114H27ZM150 115V114H149ZM154 115V114H153ZM249 115V114H248ZM260 115H258L259 117H260ZM75 116V115H74ZM81 116V115H80ZM169 116V115H168ZM239 116V115H238ZM246 118H247V116L246 115H244ZM252 117H254L253 115H251ZM256 116V115H255ZM90 117V119L92 120V118ZM250 117V116H249ZM251 117V119L253 120V118ZM82 118V117H81ZM240 119V118H239ZM248 119V118H247ZM83 120V119H82ZM148 120V119H147ZM243 120V119H242ZM251 120V121H252ZM257 120V119H256ZM163 121H166V120H163ZM246 121V120H245ZM253 121H255V119L253 120ZM93 122V121H92ZM259 122V121H258ZM91 123V122H90ZM107 122L105 121V124H106ZM99 124V123H98ZM254 124V123H253ZM44 125H46L49 129H51V131L49 132V131H46L45 129V127H44ZM96 125V124H95ZM101 126V125H100ZM17 127V126H16ZM99 127V126H98ZM103 127V126H102ZM258 127V126H257ZM7 128V127H6ZM45 128V129H44ZM114 128V127H113ZM117 128V127H116ZM19 129V128H18ZM24 129V128H23ZM104 129H105V127H104ZM115 129V128H114ZM257 129V128H256ZM259 129V128H258ZM262 129H264V128H262ZM261 129V130H262ZM108 130V128L106 129V130H104V133L105 134H111V133H114L113 131L112 132H109V131H107ZM117 130V129H116ZM23 131V130H22ZM259 132H260V130H258ZM3 132V131H2ZM24 132H26L25 131V129H24ZM4 133V132H3ZM20 133V132H19ZM31 133V132H30ZM56 133H60V135H61V137L62 138H60V137H56ZM103 133V134H104ZM262 133V132H261ZM7 134V133H6ZM22 134V133H21ZM104 134V135H105ZM263 134H264V131H263ZM2 135V134H1ZM123 135H125V134H123ZM4 136V135H3ZM22 136V135H21ZM93 136V135H92ZM115 136V135H114ZM121 136V135H120ZM119 136V137H120ZM260 136V135H259ZM6 137V136H5ZM4 137V138H5ZM14 137V136H13ZM28 137V136H27ZM32 137V136H31ZM42 137V138H43ZM118 137V139L119 140H121V141H123L122 139H120V138H123V136L122 137H120L119 138ZM128 137V136H127ZM105 138V137H104ZM188 138V137H187ZM21 139V138H20ZM44 139V138H43ZM127 139H129V138H127ZM131 139H133V138H131ZM2 140V139H1ZM30 140H31V138H30ZM42 140V139H41ZM103 140V139H102ZM17 141V140H16ZM129 141V140H128ZM131 141V140H130ZM133 141V140H132ZM131 141V142H132ZM11 142V141H10ZM9 142V143H10ZM14 142V141H13ZM21 142V141H20ZM110 142V141H109ZM137 142V141H136ZM5 143V142H4ZM3 143V144H4ZM44 143V142H43ZM34 144V143H33ZM135 144V143H134ZM138 144V143H137ZM10 145H12V144H10ZM17 145V144H16ZM125 145L126 146H131L133 149H134V151L136 152V155L138 156V154H139V148H137V146H135V145H133V144H129L128 142L126 143L125 142ZM191 145V144H190ZM9 146V145H8ZM20 146V145H19ZM24 146V145H23ZM152 146V145H151ZM21 148H22V146H20ZM16 148V147H15ZM20 148V149H21ZM104 148V147H103ZM131 148V149H132ZM195 148V147H194ZM34 149V148H33ZM32 149V150H33ZM155 149V148H154ZM195 149H197V148H195ZM18 150V149H17ZM23 150V149H22ZM36 150H38V149H36ZM156 150V149H155ZM160 149H158V151H159ZM163 150V149H162ZM170 150H171V148H170ZM7 151V150H6ZM19 151V150H18ZM21 151V150H20ZM158 151H156V152H158ZM161 151V150H160ZM28 152V151H27ZM161 152H164V151H161ZM180 152V151H179ZM4 153H5V151H4ZM3 153V154H4ZM10 153V152H9ZM31 153H33V152H31ZM17 154H18V152H17ZM39 154V153H38ZM164 154H165V152H164ZM10 155V154H9ZM19 155V154H18ZM20 155H22V154H20ZM29 155V154H28ZM34 155H36V154H34ZM153 155V154H152ZM156 155V154H155ZM11 156V155H10ZM40 156V155H39ZM157 156V155H156ZM168 156V155H167ZM240 156V155H239ZM26 157V156H25ZM36 157V156H35ZM47 157V156H46ZM154 157V156H153ZM160 157V156H159ZM177 157V156H176ZM225 157V156H224ZM23 158V157H22ZM150 158V157H149ZM161 158V157H160ZM159 158V159H160ZM38 159V158H37ZM111 159V158H110ZM116 159V167H114L115 168V173L114 174H110V175H112L114 178H117L118 177V175H116L117 173H124V174H127L128 175V177H130V176H132V175H134L135 174V171L134 170H125V169H122L121 167H120V165H119V158H115ZM151 159V158H150ZM158 159V158H157ZM163 159V158H162ZM238 159V158H237ZM240 159V158H239ZM26 160V159H25ZM29 160V159H28ZM122 160V159H121ZM24 161V160H23ZM160 161H162V160H160ZM179 161V160H178ZM237 162V161H236ZM49 163V162H48ZM94 164V163H93ZM136 164V163H135ZM152 164V163H151ZM167 164H169V163H167ZM1 162H0V167H1ZM5 166L4 167H7L8 168V172H7V174H3V175H1L0 176V189L2 188L6 193H8V194H13V193H16V192H18V191H16L15 192V190H14V187H16V186H18L19 188H20V190L22 191V190H25V191H32V193H33V195L35 196V198H36V201L37 202H40L41 201V197L40 196H38V194H36V193H38V192H36L35 190H32V189H30V187H29V184H28V182L26 181V178L25 177H27V176H23V175H21L19 172H18V169L20 168V167H24L25 165L23 164V163H21V162H19V163H17V164H11L10 165V163H7V164H4ZM49 165H51V166H54V163H52V162H50V164ZM172 165V164H171ZM168 166V165H167ZM186 166L190 169H196V167L194 166V165H192L190 162H187L186 163ZM221 166H223V164L222 165H220V167ZM225 166V165H224ZM245 166V165H244ZM175 167H176V165H175ZM113 168V167H112ZM176 168H178V167H176ZM185 168V167H184ZM137 169V168H136ZM206 169V168H205ZM183 171V170H182ZM187 171H188V169H187ZM206 171V170H205ZM176 172V171H175ZM185 172V171H184ZM141 173H142V171H141ZM175 174V173H174ZM189 174V173H188ZM202 174V173H201ZM200 175V174H199ZM211 175V174H210ZM212 176L213 175H211V178H212ZM139 177V176H138ZM202 177V176H201ZM188 180L192 183V184H195V183H197V184H199V185H205V183H203V180H199V178H196L195 176H194V174H192V175H189L188 177ZM225 178V177H224ZM232 178V177H231ZM215 179V178H214ZM211 181H212V179H211ZM219 181V180H218ZM222 181V180H221ZM232 181V180H231ZM147 182V181H146ZM262 182V181H261ZM207 183V182H206ZM214 183L215 184H218V183H216L215 181H214ZM222 183V182H221ZM8 184H11V186H7ZM209 185H210V181H209V183H208ZM220 184V183H219ZM128 188H131L132 187V185H133V182L132 181H129L128 182ZM147 185V184H146ZM177 185V184H176ZM197 186V185H196ZM210 186H212V185H210ZM215 186H220V185H215ZM223 186V185H222ZM184 187H186V186H184ZM198 187V186H197ZM226 187V186H225ZM264 188V187H263ZM222 189H224V188H222ZM228 189V188H227ZM112 190H114V193L115 194H120V193H122V191L120 190V188H118V187H114L113 186V188H112ZM219 190H221V187H220V189ZM229 190V189H228ZM169 191V190H168ZM167 191V192H168ZM172 191H174L173 189H172ZM193 191H195V190H193ZM226 191V190H225ZM20 192V191H19ZM207 192V191H206ZM222 191H220V193H221ZM190 193V192H189ZM219 193V192H218ZM93 194V193H92ZM176 194V193H175ZM182 194V193H181ZM222 194V193H221ZM221 194H220V197H221ZM228 194V193H227ZM226 194V195H227ZM190 195H191V193H190ZM229 195V194H228ZM238 195V194H237ZM198 197H201V196H198ZM219 197V196H218ZM217 197V198H218ZM225 197V196H224ZM208 198H209V196H208ZM200 199V198H199ZM116 200V199H115ZM201 200V199H200ZM212 200V199H211ZM238 200V199H237ZM245 200H247V199H245ZM45 201V200H44ZM117 201V200H116ZM203 201V200H202ZM238 201H240V200H238ZM10 202V201H9ZM125 202L126 203H128V199H125ZM247 202H250V201H247ZM166 203V202H165ZM206 203V202H205ZM218 203V202H217ZM225 203H227V202H225ZM224 203V204H225ZM244 203V202H243ZM242 203V204H243ZM228 204V203H227ZM250 204V203H249ZM253 204H255V203H253ZM0 205L2 206V211H8L12 216H14V217H16V218H19V219H21V218H24V216H22V215H19L14 209H15V207H13L12 205L10 206V205H8L4 200H0ZM14 205V204H13ZM219 205V204H218ZM256 205H258V204H256ZM17 206H18V204H17ZM207 206H208V204H207ZM210 206V205H209ZM222 206V205H221ZM225 206V205H224ZM249 206V205H248ZM247 206V207H248ZM252 206V205H251ZM255 206V205H254ZM253 206V207H254ZM259 206V205H258ZM43 207V206H42ZM226 207V206H225ZM238 207H239V205H238ZM250 207V206H249ZM211 210H213V211H215L216 212V210H215V208H212V207H209ZM260 208V207H259ZM52 209V208H51ZM240 209V208H239ZM250 209V208H249ZM253 209V208H252ZM255 209V208H254ZM261 209H264V208H261ZM35 210L37 211V209L35 208ZM34 210V211H35ZM48 211V210H47ZM46 211V212H47ZM240 211H241V209H240ZM258 211V210H257ZM52 212V211H51ZM25 213H28L26 210H25ZM226 213H227V211H226ZM240 213V212H239ZM43 214H44V212H43ZM46 214V213H45ZM51 214H53V213H51ZM47 215V214H46ZM217 215V214H216ZM230 215V214H229ZM259 215H261V214H259ZM37 216H38V214H37ZM43 216V215H42ZM77 216V215H76ZM112 216V215H111ZM218 216H219V219H220V221L221 222H223V223H225L227 226H231L225 219H224V217H223V215L222 214H218ZM263 216V215H262ZM153 217H154V215H153ZM53 218V217H52ZM74 218V217H73ZM131 218H132V221L134 222V223H138L141 227H144V228H148L149 227V213H148V211L146 210V209H144V208H142V207H138V208H136L133 212H132V214H131ZM156 218L161 222V218L159 217V216H157L156 215ZM229 218H231V217H229ZM75 220H77L76 218H74ZM247 219V218H246ZM234 220V219H233ZM248 220V219H247ZM261 220V219H260ZM67 221V220H66ZM174 221V220H173ZM178 223H181L182 224V222L180 221V220H176ZM263 221V220H262ZM231 222V221H230ZM248 222V221H247ZM58 223V222H57ZM184 223V222H183ZM249 223H251V221L249 222ZM248 223V224H249ZM80 224V231L81 232H84L85 230H84V224H82V223H79ZM253 224V223H252ZM251 224V225H252ZM255 224V223H254ZM238 225V224H237ZM257 227V226H256ZM78 228V227H77ZM257 233V232H256ZM97 234V233H96ZM111 234V233H110ZM206 234V233H205ZM141 235H142V237L144 238V240H150V241H155V242H162V245H163V248L165 249V251L166 252H170V251H172L173 253L176 251V250H181L184 254H186V256H187V260L188 261H196L195 260V258L193 257V255H192V253H191V251H190V248H189V246L186 244V243H184V242H182V241H180L178 238H176V237H173L172 235H170V234H168V233H166V232H160V234H154L153 232H146V233H141ZM218 236V235H217ZM216 236V237H217ZM75 237H77V236H75ZM74 237V238H75ZM257 237V236H256ZM96 238V237H95ZM109 238V237H108ZM209 238V237H208ZM77 239V238H76ZM113 239V238H112ZM213 239V238H212ZM110 240V239H109ZM167 241H169L170 242V244H166V242ZM214 241V245H215V247L217 248V258H216V261L218 262V264H234V256H233V254H232V249H230L229 247H227V246H225L219 239H215V240H213ZM106 242V241H105ZM70 243V242H69ZM16 244V243H15ZM72 244V243H71ZM77 244H79V245H81V243L80 242H77ZM106 244V243H105ZM110 244V243H109ZM146 246V245H145ZM241 246V245H240ZM168 247V248H167ZM81 249V248H80ZM89 251V250H88ZM119 251V250H118ZM92 252V251H91ZM127 252V251H126ZM146 253V252H145ZM239 253V252H238ZM246 253V252H245ZM69 254V253H68ZM79 254V253H78ZM83 254V253H82ZM247 254V253H246ZM208 255V254H207ZM70 256V255H69ZM84 257V256H83ZM86 257H88V256H86ZM173 257V256H172ZM196 257V256H195ZM214 259V258H213ZM72 260L73 261H76L77 260V257H76V255L75 256H73L72 257ZM101 261V260H100ZM214 261V260H213ZM104 262V261H103ZM71 263V262H70ZM81 263V262H80ZM86 263H87V261H86ZM96 263H97V261H96ZM130 264H138L137 262H136V260H134V259H132V260H130V262H129ZM38 264H43V263H38ZM72 264V263H71ZM158 264H163V262H159ZM185 264V263H184Z\"/></svg>","mask_w":264,"mask_h":264},{"label":"crops","instance_id":"crops-1","mask_svg":"<svg viewBox=\"0 0 264 264\" xmlns=\"http://www.w3.org/2000/svg\"><path fill=\"white\" fill-rule=\"evenodd\" d=\"M23 3L30 16L40 26L57 28L65 32L75 30L79 22L68 0H0L1 4ZM167 217L175 218L172 212Z\"/></svg>","mask_w":264,"mask_h":264}]
</instances>
